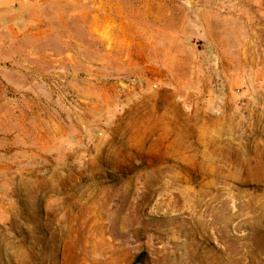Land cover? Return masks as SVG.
Listing matches in <instances>:
<instances>
[{"label":"crops","instance_id":"1","mask_svg":"<svg viewBox=\"0 0 264 264\" xmlns=\"http://www.w3.org/2000/svg\"><path fill=\"white\" fill-rule=\"evenodd\" d=\"M143 71L178 72L206 133L264 130V0H0V222L58 197L100 141L108 100Z\"/></svg>","mask_w":264,"mask_h":264},{"label":"rangeland","instance_id":"2","mask_svg":"<svg viewBox=\"0 0 264 264\" xmlns=\"http://www.w3.org/2000/svg\"><path fill=\"white\" fill-rule=\"evenodd\" d=\"M177 75L126 74L58 197L0 222V264H264V213L243 193L264 191V130L204 132Z\"/></svg>","mask_w":264,"mask_h":264},{"label":"built area","instance_id":"3","mask_svg":"<svg viewBox=\"0 0 264 264\" xmlns=\"http://www.w3.org/2000/svg\"><path fill=\"white\" fill-rule=\"evenodd\" d=\"M50 86L52 87L55 96L70 108L78 110L82 106V101L65 88L63 81L57 75L51 77ZM98 134L100 135L101 133L99 132Z\"/></svg>","mask_w":264,"mask_h":264},{"label":"bare ground","instance_id":"4","mask_svg":"<svg viewBox=\"0 0 264 264\" xmlns=\"http://www.w3.org/2000/svg\"><path fill=\"white\" fill-rule=\"evenodd\" d=\"M236 178V177H233ZM235 180V179H234ZM238 190V189H236ZM243 193L249 194L248 201L251 202L252 205V212L258 211V214L264 213V191L258 192L256 190H248L244 191ZM236 196H241L240 194H236ZM259 197V199H257Z\"/></svg>","mask_w":264,"mask_h":264}]
</instances>
